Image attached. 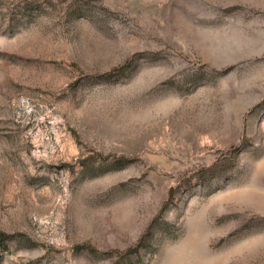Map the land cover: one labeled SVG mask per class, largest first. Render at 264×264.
I'll list each match as a JSON object with an SVG mask.
<instances>
[{
    "label": "rangeland",
    "instance_id": "374dc122",
    "mask_svg": "<svg viewBox=\"0 0 264 264\" xmlns=\"http://www.w3.org/2000/svg\"><path fill=\"white\" fill-rule=\"evenodd\" d=\"M0 264H264V0H0Z\"/></svg>",
    "mask_w": 264,
    "mask_h": 264
},
{
    "label": "trees",
    "instance_id": "16d2710c",
    "mask_svg": "<svg viewBox=\"0 0 264 264\" xmlns=\"http://www.w3.org/2000/svg\"><path fill=\"white\" fill-rule=\"evenodd\" d=\"M11 237L5 232L0 230V262L3 259V254L8 250Z\"/></svg>",
    "mask_w": 264,
    "mask_h": 264
}]
</instances>
